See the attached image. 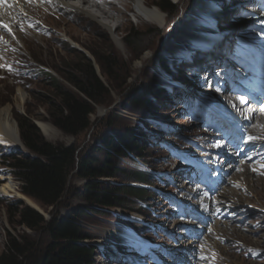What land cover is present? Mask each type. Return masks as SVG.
Instances as JSON below:
<instances>
[{
    "label": "rangeland",
    "instance_id": "374dc122",
    "mask_svg": "<svg viewBox=\"0 0 264 264\" xmlns=\"http://www.w3.org/2000/svg\"><path fill=\"white\" fill-rule=\"evenodd\" d=\"M147 1L153 6H157L156 3L159 0ZM171 1L176 5L177 11L175 14L163 11L167 22L164 27H158L151 22H140L141 20H138L132 12L125 11L118 1L111 0L118 9L126 14V19L121 21L123 25L119 27L118 22L103 19L98 9L90 8V6H83L86 7L85 11L71 13L56 9L54 4L47 0H39V2L24 0L25 4L29 3L28 9L24 10L27 20L15 21L11 27L15 31L9 32L5 27H0L9 33L7 36L3 34L0 36V46H4L0 52V109L11 107L13 118L19 127L20 137L19 121L22 118H29L37 126L44 140L56 145H74L78 148L80 155L91 148L96 149L100 145L98 140L105 132L112 130L122 133L130 130L140 131L147 143L146 150L139 157L135 156L133 159L132 157L131 159L120 158L119 166L128 176L135 171H142L141 168L150 170V172L164 168L169 170L167 152L159 148L147 135L148 133L150 136H155V132L158 133L156 126L154 127L149 121L147 116L149 114L144 115L141 108L134 103V98L130 94L133 92L143 93L156 81V86L161 88L162 96L156 99L147 93V98L153 105V114H150L149 117L154 120H162L174 128L179 127V130H186L189 127L188 123L180 119L176 108L170 105L171 92L165 85L170 77L181 80L183 75L181 66L184 67L187 64L189 54H199L198 50H202L203 43L199 41V38L207 33V16H214L218 13L222 15V18L224 17L225 23L220 20L221 24L232 28L237 24L228 22L227 18L231 16L234 4L238 3V0H212L206 6L197 9L195 8L198 6L196 0ZM71 3L79 5L78 0H72ZM187 16L192 21L190 18L186 19ZM181 21L182 24L178 27ZM109 26L113 27V32L110 31ZM221 27L223 26L221 25ZM16 32L24 37L21 38V41H19ZM133 32L139 34V42L135 41L133 45H130L128 38ZM117 41L122 42L123 48L117 44ZM81 56L93 63L96 73L108 85L109 94L94 107L90 129L78 137H73L64 134L52 122L48 103L57 101V98L51 86V79L45 76L42 71L58 79L63 87L71 88L62 75H67V73L80 75L76 70V64ZM102 56L112 57L115 60V67H113L109 81L103 74ZM162 62L165 65L168 64L171 70H166ZM19 90L23 91L25 99L23 103L18 104L16 96ZM42 125H51L59 130V133H56L52 140L45 135ZM4 140L10 139L0 140V186L11 182L15 191L9 197L0 195V256L5 250L8 234L17 239L24 238L38 244L39 247L49 241L47 234L41 229L29 230L19 224L18 216L11 214L9 207H16L19 203L37 210L47 221L55 214L59 218L67 217L72 209L88 210V214L79 219L84 231L91 236V240L87 243L96 248L93 264H121L115 256L112 259L109 258V249L105 246L109 245L112 240L123 242L130 239L132 236L126 234V227H130L140 234H145V231L149 230L145 224L128 221V219L136 217L135 213H130L132 211H138L147 216V212L142 209L139 203L130 206L131 211L103 209L102 213H94L91 210L92 207L75 197L76 190L81 189L84 184L76 177V171L70 174L67 190L60 203L55 207H43L21 192L20 182L11 174L3 160L4 157L12 155L18 157L29 155L30 152L23 142L22 145L4 144ZM262 143L264 144L263 140L250 141L249 148L253 149L241 158H234L233 168L235 170L230 173L231 176L227 181V178L224 180L226 188L231 186L232 191L236 192L235 200L231 196L226 198L229 202H233L231 203L232 208L236 211L240 209V215L237 220L225 224L229 228L227 229L229 236H235L238 243L233 242L222 248L224 250L223 264H264V254L248 258L245 256L246 251L238 253V249L245 247L264 250V145ZM99 158H103L102 153ZM225 167H228L225 169L230 171L229 165H225ZM243 167H246L245 172L255 178L253 185L254 189H257L251 193L249 189H246L245 184L242 186L243 181L241 183V180H237L236 183L233 179L236 177L235 175L241 173ZM137 178L139 177L137 176ZM117 182L128 184L131 181L127 177H123L119 178ZM156 182L157 180L152 184L150 181L149 184L154 187ZM140 183L145 184L141 180ZM131 184L139 186L134 182ZM21 195L28 197L33 203H27ZM147 196L143 202H147L150 206L152 198L158 200L152 192H148ZM133 201L136 203V200L133 199ZM154 204L157 208L159 200ZM242 221L245 223L240 226ZM225 232H227L226 229L223 233L227 237ZM120 235L123 237L120 238ZM160 236V234H156L153 238L161 243Z\"/></svg>",
    "mask_w": 264,
    "mask_h": 264
},
{
    "label": "trees",
    "instance_id": "16d2710c",
    "mask_svg": "<svg viewBox=\"0 0 264 264\" xmlns=\"http://www.w3.org/2000/svg\"><path fill=\"white\" fill-rule=\"evenodd\" d=\"M156 5L169 14L177 11L171 0H159ZM138 35L133 32L128 38L130 45L135 41L139 42ZM102 57L103 74L109 81L115 60L108 56ZM162 64L166 70H171L168 64ZM76 66L80 75H62L71 88L63 87L58 79L42 71L51 79L57 98V101L48 103L52 122L64 134L73 137H78L90 129L94 107L109 94L108 85L96 73L89 59L81 56ZM156 85L155 81L143 93L130 94L144 115L153 114V105L147 98V93L156 99L162 96L161 88ZM19 122L22 142L30 154L19 157L12 155L4 157L3 160L11 174L20 182L21 192L43 207H55L60 203L73 171L84 182L82 188L76 190L75 197L92 207L94 213H102L103 209L131 211L130 206L135 205L133 199L143 200L148 197V190L131 183H140L141 180L149 184L151 176L140 171L128 176L118 164L120 158L133 159L146 150L147 143L140 131L105 132L98 140L100 145L96 149L91 148L79 155L78 148L74 145H56L44 140L29 118H22ZM101 153L102 159L99 158ZM123 177L131 182L118 183L117 180ZM9 210L12 215L19 217L20 225L32 231L41 229L47 234L49 241L39 247L24 238L17 239L8 234L0 264L94 263L96 248L87 243L91 236L84 231L79 219L88 214V210L72 209L67 217L59 218L55 214L48 221L37 210L22 203L16 207L10 206Z\"/></svg>",
    "mask_w": 264,
    "mask_h": 264
},
{
    "label": "bare ground",
    "instance_id": "6f19581e",
    "mask_svg": "<svg viewBox=\"0 0 264 264\" xmlns=\"http://www.w3.org/2000/svg\"><path fill=\"white\" fill-rule=\"evenodd\" d=\"M71 1L72 0H51L52 4H54V7L56 9L70 11L71 13H77L80 10H84L85 11L86 7H83V6H90V8H93V9L96 8V9H98L99 13L102 15L103 19L112 20V22L113 21L114 22H118L119 23V27L123 25L122 24L123 22H121V21L126 19L125 12L121 11L120 9H118L111 2V0H78L79 1V5L72 4ZM116 1L119 2V4L124 8L125 11L132 12L133 15H135V17L138 18V20H141L140 22H143V23L145 21L151 22V23H154L155 25H157L158 27H164L166 25L167 18L165 17L164 12L159 7L153 6L152 4H150L147 0H116ZM175 1H178V0H175ZM210 1H212V0H196V5H198V6L195 7V8L198 9L201 6L204 7ZM52 4H50V5H52ZM2 5L3 4H0V6H2ZM19 7H21L22 10L28 9L26 7V5H23L22 2H20V0H15V1H13V3H11L10 0H8V1H6L5 6L0 7V11L1 12L5 11V10L12 11V10L15 9L17 12H19ZM25 15H26V13H25ZM214 16L215 17H220V18L222 17V15H220L218 13H216ZM2 17H3L4 21L7 24H9L10 26L12 25V22H11V20H10V18L8 16L2 15ZM188 18H190V17L187 16L186 19H188ZM182 20H184V19H182ZM220 20L223 23H225L223 18H221ZM220 20H219V22L221 23ZM190 21H192L191 18H190ZM181 24H182V21L179 22L178 27H179V25L181 26ZM226 24H228V23H226ZM109 29H111L110 31L113 32V27L109 26ZM16 34L18 36L19 41H21V38L23 36H21L20 33L18 34L17 32H16ZM117 44L122 47V42H118L117 41ZM0 52H1V48H0ZM214 64L215 63H212L211 66H215ZM215 67L217 68V65ZM24 99H25V95H24L23 91L19 90V93L16 96L17 103L18 104L20 102L23 103ZM263 123H264V121H263ZM42 129H43V132L45 133V135H47L51 139L55 137L56 133H59V130H57L56 128H54L51 125H42ZM3 138H9L10 139V140H7L8 143H7L6 140H4L5 141L4 144L13 143V144H16V145L17 144L22 145L19 127H18L16 121L13 118L11 107L0 109V140H3ZM225 168H228V167H225ZM245 169H246V167H243L242 170H241V173H239L238 175H235L236 177H233V179L236 181V183L239 180H241L240 181L241 183L243 181V183H242L243 185L242 186H244V184H245L247 186L246 189H249V191L251 193V192H253V191H255L257 189V188L254 189L255 187L253 185V182H255V178L253 176H251L250 174H248L247 172H245ZM241 177H242V179H241ZM226 181H227V179H226ZM244 181H245V183H244ZM224 183H225V181H224ZM232 190L233 189L231 188V186L227 187L225 189V196L224 197H228L229 198L231 196V198H233L235 200L236 192L232 191ZM14 191H15V188H14L13 183H11V182L6 184V185H4V186H0V195L9 197V196H11V193L14 192ZM232 193H234V194H232ZM21 197L29 204L33 203L28 197L22 196V195H21ZM234 203H235V201H234ZM214 228H215L216 232H218L219 234L220 233L224 234L221 231V229L218 228V225H216ZM122 237H123V235H120V238H122ZM224 237H225V234H224ZM130 240H133L132 237L130 238ZM215 245L221 250V253L223 254L224 250L219 246V244L215 243Z\"/></svg>",
    "mask_w": 264,
    "mask_h": 264
},
{
    "label": "clouds",
    "instance_id": "9594fccd",
    "mask_svg": "<svg viewBox=\"0 0 264 264\" xmlns=\"http://www.w3.org/2000/svg\"><path fill=\"white\" fill-rule=\"evenodd\" d=\"M260 130L261 134H264V123H262Z\"/></svg>",
    "mask_w": 264,
    "mask_h": 264
},
{
    "label": "snow or ice",
    "instance_id": "6c2138e0",
    "mask_svg": "<svg viewBox=\"0 0 264 264\" xmlns=\"http://www.w3.org/2000/svg\"><path fill=\"white\" fill-rule=\"evenodd\" d=\"M47 2H51V0H47ZM3 27H5L9 32H11V29L7 26V25H4Z\"/></svg>",
    "mask_w": 264,
    "mask_h": 264
}]
</instances>
